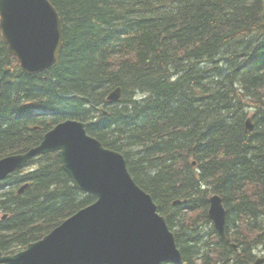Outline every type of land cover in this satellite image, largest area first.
Listing matches in <instances>:
<instances>
[{
	"label": "trees",
	"instance_id": "trees-1",
	"mask_svg": "<svg viewBox=\"0 0 264 264\" xmlns=\"http://www.w3.org/2000/svg\"><path fill=\"white\" fill-rule=\"evenodd\" d=\"M49 1L63 30L53 66L25 74L0 34V159L81 120L123 155L183 264H251L264 243V0ZM211 194L229 243L207 218ZM94 201L56 154L30 161L0 182V250L19 252Z\"/></svg>",
	"mask_w": 264,
	"mask_h": 264
},
{
	"label": "water",
	"instance_id": "water-1",
	"mask_svg": "<svg viewBox=\"0 0 264 264\" xmlns=\"http://www.w3.org/2000/svg\"><path fill=\"white\" fill-rule=\"evenodd\" d=\"M0 30L26 74L42 73L59 58L62 25L49 0H0ZM120 97L117 89L109 100ZM246 128L252 131L251 119ZM54 152L75 187L97 201L25 251L7 257L0 252V264H180L174 237L151 197L133 181L124 158L89 136L82 122H62L37 147L1 159L0 181L31 158ZM209 204L208 216L225 238L222 200L213 196Z\"/></svg>",
	"mask_w": 264,
	"mask_h": 264
},
{
	"label": "bare ground",
	"instance_id": "bare-ground-1",
	"mask_svg": "<svg viewBox=\"0 0 264 264\" xmlns=\"http://www.w3.org/2000/svg\"><path fill=\"white\" fill-rule=\"evenodd\" d=\"M19 63V62H18ZM19 65H20V63H19ZM20 68L22 69V67H21V65H20ZM22 71L24 72V70L22 69ZM36 74H39V73H33V74H31V75H36ZM29 75V74H28ZM117 90V89H116ZM116 90H114V91H112L111 93H110V95L113 93V92H115ZM120 90V89H119ZM109 95V96H110ZM109 96H108V101H109V103H111V104H114V103H116V102H118V101H116V102H112V101H110L109 100ZM104 113H107V112H104L103 110H101L100 111V114L102 115V116H104V115H106V114H104ZM251 117H249L248 119H250ZM248 119L246 120V122L248 121ZM66 121V120H65ZM65 121H63V122H65ZM246 122H245V129L247 130V131H249L247 128H246ZM55 128V126L52 128V129H50L48 132H46L44 135H46L47 133H49V132H51V131H53V129ZM249 132H251V131H249ZM100 142V141H99ZM101 143V142H100ZM102 144V143H101ZM38 145H40V143L38 144ZM104 147V146H103ZM105 148V147H104ZM105 149H107V150H112V149H109V148H105ZM112 151H114V150H112ZM116 152V151H115ZM118 154H120L119 152H117ZM122 157H123V155L122 154H120ZM37 157H33V158H31L28 162H30V161H32V160H34V159H36ZM124 158V157H123ZM59 159V158H58ZM59 161H60V159H59ZM124 161H125V159H124ZM60 164H61V167H62V169H63V171L65 172V173H67V175L70 177V179H71V181H72V184H73V187L76 189V190H78V191H80V192H82V193H85V194H88V195H92V194H89V193H87V192H84V191H81V190H79V189H77L75 186H76V182H75V179H74V177L71 175V174H69L64 168H63V165H62V163H61V161H60ZM125 164H126V162H125ZM194 164V163H193ZM127 168V167H126ZM132 178V177H131ZM145 192V191H144ZM146 193V192H145ZM149 195V194H148ZM151 197V196H150ZM152 199V198H151ZM153 201V200H152ZM225 217H226V214H225ZM209 219V218H208ZM210 220V219H209ZM211 221V220H210ZM212 223V222H211ZM61 224H59L57 227H55L53 230H51L48 234H46L45 236H47V235H49L50 233H52L54 230H56L59 226H60ZM213 225V224H212ZM225 233V232H224ZM225 235H226V233H225ZM44 236V237H45ZM226 243H229V241H228V239H227V242ZM256 258H258V259H260L261 260V263L260 264H264V257H259L258 255H256Z\"/></svg>",
	"mask_w": 264,
	"mask_h": 264
},
{
	"label": "rangeland",
	"instance_id": "rangeland-1",
	"mask_svg": "<svg viewBox=\"0 0 264 264\" xmlns=\"http://www.w3.org/2000/svg\"><path fill=\"white\" fill-rule=\"evenodd\" d=\"M211 222V221H210ZM236 248V244H232ZM255 254L258 255L259 257H264V243L259 245L256 250Z\"/></svg>",
	"mask_w": 264,
	"mask_h": 264
},
{
	"label": "flooded vegetation",
	"instance_id": "flooded-vegetation-1",
	"mask_svg": "<svg viewBox=\"0 0 264 264\" xmlns=\"http://www.w3.org/2000/svg\"><path fill=\"white\" fill-rule=\"evenodd\" d=\"M236 249V248H235Z\"/></svg>",
	"mask_w": 264,
	"mask_h": 264
}]
</instances>
